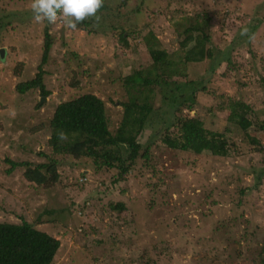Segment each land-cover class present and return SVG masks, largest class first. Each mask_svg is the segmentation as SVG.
<instances>
[{
	"label": "rangeland",
	"instance_id": "374dc122",
	"mask_svg": "<svg viewBox=\"0 0 264 264\" xmlns=\"http://www.w3.org/2000/svg\"><path fill=\"white\" fill-rule=\"evenodd\" d=\"M164 1L144 7L159 6L161 14L148 27L138 16L141 38L128 37L126 45L116 36L68 29L60 19L36 23L30 0H0V223L25 220L59 240L53 264H264V134L256 126L264 120V0H186V7L182 0L167 8ZM138 4L129 0L126 8ZM197 9L214 14L213 59L187 64L195 99L185 113L233 143L230 156L167 148L160 134L175 119L159 89L152 95L153 123L138 136L150 146V160L138 158L123 179L116 169H97L90 158L54 154L48 140L55 107L92 93L104 101L115 132L120 104L129 98L123 79L151 68L148 41L179 60L180 35ZM45 27L53 41L43 66L51 94L20 95L15 86L32 79L41 63ZM244 28L247 35H241ZM227 100L251 106L254 126L247 132L229 114ZM47 156L57 161L59 176L49 188L27 182L24 168L6 174V158L36 165ZM118 202L125 211L110 209ZM245 230L252 235L245 237Z\"/></svg>",
	"mask_w": 264,
	"mask_h": 264
},
{
	"label": "trees",
	"instance_id": "16d2710c",
	"mask_svg": "<svg viewBox=\"0 0 264 264\" xmlns=\"http://www.w3.org/2000/svg\"><path fill=\"white\" fill-rule=\"evenodd\" d=\"M174 1L182 0H165V8ZM128 2L129 0H104L103 7L96 14L100 17L99 22H95V17H90L77 24L76 29L94 35L103 33L116 36L120 43L127 41L128 37L136 42L141 38L142 30L136 25L138 16L143 18L145 27H148L149 23L161 14V9L154 5L144 10V7L150 6L147 4L151 0H139L138 5H142L128 10L126 8ZM184 4L186 7V0ZM213 16V13L206 10L199 12L197 9L193 21H190V25L180 35L179 49L183 55L179 60H174L165 50L155 48L149 43L151 41H148L151 68L144 71L137 69L123 79V87L129 98L127 102L120 104L123 113L115 132L110 131L105 104L100 97L92 93H84L59 103L49 122L48 145L53 153L76 159L90 158L97 169H116L118 179H123L134 167L138 158L146 163L150 160V146L140 143L138 136L147 125L153 123L151 117L156 114L154 111L157 108L154 109L151 104L152 95L154 93L155 96V91L159 89L163 100L167 102H164L165 105L170 107L169 112L175 119L170 123L172 128L167 126L160 134L161 142L167 148L195 155L229 157L234 144L221 134H209L198 124L195 117L185 113V109L192 110L195 99L194 84L187 79L186 66L188 63L213 59L210 47ZM128 22H134V28H131ZM149 37L153 38L152 43H156L152 34H149ZM125 43L127 45V42ZM52 44L48 27H45L43 52L38 71L32 79L18 83L15 86L16 93L23 95L38 90L43 97L51 94L44 84L46 72L43 66L47 64ZM204 90L203 87L201 91ZM227 101L229 114L237 121L236 124L242 132H247L254 126L248 118L252 112L251 106L240 100ZM256 126L264 134V120L256 122ZM225 130L228 131L227 128ZM61 132L65 134V139L59 138L58 134ZM246 135L251 139L252 144L262 147L258 140ZM47 159L46 163L32 165L29 162H15L6 158L5 162L9 165L6 174L10 175L16 168H24L23 178L27 182L49 188L58 181L59 176L57 161L49 157ZM152 171H155L154 168ZM109 207L113 212L126 210L123 202L111 203ZM245 231V237L253 233L252 230ZM59 248V240L35 229L25 220L19 224L0 223V264H53ZM206 253L216 257L212 251ZM261 253L264 256V239Z\"/></svg>",
	"mask_w": 264,
	"mask_h": 264
},
{
	"label": "clouds",
	"instance_id": "9594fccd",
	"mask_svg": "<svg viewBox=\"0 0 264 264\" xmlns=\"http://www.w3.org/2000/svg\"><path fill=\"white\" fill-rule=\"evenodd\" d=\"M103 4L104 0H30L28 7L36 23H55L60 19L68 29L75 30L77 24L90 17L98 23L100 17L96 14ZM247 34L248 29L244 28L241 35ZM58 135L60 139L66 138L63 132Z\"/></svg>",
	"mask_w": 264,
	"mask_h": 264
},
{
	"label": "water",
	"instance_id": "95a60500",
	"mask_svg": "<svg viewBox=\"0 0 264 264\" xmlns=\"http://www.w3.org/2000/svg\"><path fill=\"white\" fill-rule=\"evenodd\" d=\"M0 58L2 59L3 58V49H0ZM45 98H43L41 101H44Z\"/></svg>",
	"mask_w": 264,
	"mask_h": 264
}]
</instances>
